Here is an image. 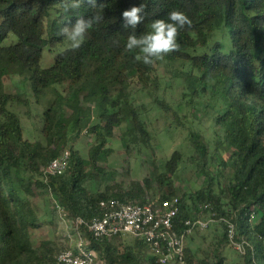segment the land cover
<instances>
[{
    "label": "trees",
    "instance_id": "trees-1",
    "mask_svg": "<svg viewBox=\"0 0 264 264\" xmlns=\"http://www.w3.org/2000/svg\"><path fill=\"white\" fill-rule=\"evenodd\" d=\"M142 2L146 5L145 21L137 34L150 31L153 20L167 19L173 9L185 12L192 20L191 27L179 33V51L151 66L135 61L136 53L124 47L131 30L122 27L121 12ZM97 3L102 8L93 10L82 4L78 10L65 12L63 0H0V264H57L59 253L67 248L64 243L58 248L51 241L34 243L32 232L40 227L34 197L39 192L53 197L57 220L55 201L72 218L90 219L99 215L101 200L117 198L145 204L179 197L172 192L148 200L149 178L133 181L114 194L89 188L94 178L88 167L99 170L102 148L116 129L126 125V150L140 143L150 146L146 122L132 100L133 84L137 93L153 97L159 109L169 111L165 101L156 96L160 67L186 84L183 95L189 96L187 104L194 105L209 92L217 96L223 111L215 122L220 132L215 141L216 156L218 166L231 169V177L217 184L218 192L214 189L216 177L203 171L205 186L180 197L178 228L181 221L208 214L210 209L202 207L209 204L218 218L235 223L237 240L250 244L244 254L236 250L244 264H264V0ZM97 11L104 16L103 21L89 29L78 50H69L60 30ZM218 32H222L221 38ZM10 35L17 41L5 45ZM228 43L230 49L226 50ZM46 49L57 57L51 67L42 68ZM8 76L29 81L36 102L53 94L43 114V141L24 138L20 116L11 106L27 101L6 91L4 80ZM85 130L96 142L88 159L71 147ZM190 140L195 154L204 161L208 147L203 137L193 132ZM65 148L70 151L66 170L61 175L47 174L49 163ZM225 148L231 150L227 160L221 155ZM180 161L178 152L167 161L166 172L159 178L162 187L172 183ZM220 224L223 232L218 244L232 247L225 223ZM199 231L196 229L187 243ZM87 237L102 264H159L142 239L116 244L122 236L102 241H95L89 233ZM189 253L186 244L187 262ZM216 258L206 264H228L218 253Z\"/></svg>",
    "mask_w": 264,
    "mask_h": 264
},
{
    "label": "rangeland",
    "instance_id": "rangeland-1",
    "mask_svg": "<svg viewBox=\"0 0 264 264\" xmlns=\"http://www.w3.org/2000/svg\"><path fill=\"white\" fill-rule=\"evenodd\" d=\"M218 34L221 38L222 32ZM16 41V36L10 35L4 44L10 45ZM229 49L230 43L226 46V50ZM56 57V53L44 50L41 67H51ZM179 73L177 71L176 75ZM158 75L156 96L165 101L170 108L169 111L159 109L153 97L137 93V88L133 84L135 96L132 100L138 106L137 111L141 114V118L146 122L150 146L140 143L131 145L130 150H126L123 145V140L126 138V125L116 129L113 137L108 138L102 148L101 156L97 161L99 170L88 167L90 175L94 178L89 184L90 189L114 194L120 188L128 187L133 181L143 182L145 178H149L151 185L147 191V199L154 200L162 194L167 195L172 192L177 193L179 197L183 195L188 197L200 190L205 186L203 171L216 177L214 189L217 192L219 191L217 184L224 183L231 177V169L218 166L219 161L216 156L215 141L220 132L217 131L215 122L217 115L223 111L217 96L209 92V94L201 95L202 98L197 99L194 105L187 104L189 96L183 95L185 91L187 93L186 84L181 80H175V74L168 72L164 67H160ZM4 82L7 92L20 94L22 99L27 101L26 104L11 106L12 110L20 116L24 138L43 141L41 134L44 124L43 114L53 94L49 93L46 96L47 99L36 102L29 81L8 76ZM182 97L186 99L179 104ZM193 132L199 133L208 147L204 161L195 154L191 144L190 135ZM127 138L130 137L127 136ZM94 145H96L94 136L86 130L71 142V147L86 159L89 158L90 150ZM71 147L67 148L71 151ZM107 150L108 152L105 153ZM175 152L181 155V161L173 173L172 183L162 187L159 178L166 172V163ZM230 154L231 150L228 149L221 152L224 160H227ZM53 201L51 194L45 191L39 192L34 197L40 227L32 232V236L36 245L42 241H51L60 248V244L64 242ZM200 218L205 220L208 214H201ZM222 232L223 227L220 222H214L206 230L195 233L187 243L190 248V262L186 260L183 264L211 263L217 259V253L223 256L228 264H244L243 258L233 247L218 244ZM114 242L133 244L135 239L131 236H122Z\"/></svg>",
    "mask_w": 264,
    "mask_h": 264
},
{
    "label": "built area",
    "instance_id": "built-area-1",
    "mask_svg": "<svg viewBox=\"0 0 264 264\" xmlns=\"http://www.w3.org/2000/svg\"><path fill=\"white\" fill-rule=\"evenodd\" d=\"M69 157L70 151L65 149L49 163L45 172L52 176L61 175L68 167ZM55 207L62 240L67 245L59 253L57 264H102L98 252L90 247L87 233L95 241L118 236L142 239L159 264H183L188 237L196 229L206 230L214 222L225 223L230 243L235 250L244 254L250 246L246 240L235 238V223L225 217L218 218L217 212L209 204L202 207L210 209L207 219H186L180 222L181 228H178L180 197L145 204L117 198L101 200L98 203L99 215L90 219L72 218L57 201Z\"/></svg>",
    "mask_w": 264,
    "mask_h": 264
},
{
    "label": "clouds",
    "instance_id": "clouds-1",
    "mask_svg": "<svg viewBox=\"0 0 264 264\" xmlns=\"http://www.w3.org/2000/svg\"><path fill=\"white\" fill-rule=\"evenodd\" d=\"M82 4L93 10L102 8L97 0H63V9L65 12L78 10ZM145 9L143 2L133 4L121 12V20L122 27L131 30L124 45L125 51L135 52V61L151 66L163 61L167 55L179 51V33L186 27H191L192 20L185 12L173 9L167 13V19L153 20L150 31L137 34L138 26L145 21ZM103 19L104 16L97 11L87 18H77L74 24L65 25L60 30V35L69 42V50H78L85 42L89 29Z\"/></svg>",
    "mask_w": 264,
    "mask_h": 264
}]
</instances>
